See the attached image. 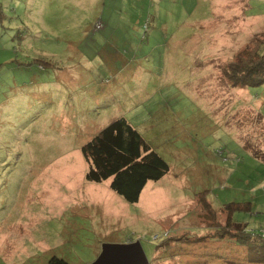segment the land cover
<instances>
[{
	"label": "rangeland",
	"instance_id": "374dc122",
	"mask_svg": "<svg viewBox=\"0 0 264 264\" xmlns=\"http://www.w3.org/2000/svg\"><path fill=\"white\" fill-rule=\"evenodd\" d=\"M125 1L0 0V264L134 241L148 264H255L213 234L264 231V85L224 70L264 51V0ZM119 117L169 165L135 203L85 178Z\"/></svg>",
	"mask_w": 264,
	"mask_h": 264
},
{
	"label": "trees",
	"instance_id": "16d2710c",
	"mask_svg": "<svg viewBox=\"0 0 264 264\" xmlns=\"http://www.w3.org/2000/svg\"><path fill=\"white\" fill-rule=\"evenodd\" d=\"M261 44L243 51L224 69L232 85H264V51ZM83 158L88 163L85 178L91 182L110 180L109 188L124 201L135 203L148 181H157L169 170L165 159L149 145L141 133L124 117L113 119L81 147ZM225 210L230 214V207ZM233 223V216L231 218ZM239 227V226H238ZM233 228V227H232ZM229 230V229H226ZM217 229L214 237L237 240L240 245L249 243L255 256L250 263L264 264V231L253 234L244 227L226 231ZM260 240L250 242V236ZM249 241V242H248ZM252 244V245H251ZM47 264H66L62 259L52 257Z\"/></svg>",
	"mask_w": 264,
	"mask_h": 264
},
{
	"label": "water",
	"instance_id": "95a60500",
	"mask_svg": "<svg viewBox=\"0 0 264 264\" xmlns=\"http://www.w3.org/2000/svg\"><path fill=\"white\" fill-rule=\"evenodd\" d=\"M140 241L103 243L97 257L89 264H148Z\"/></svg>",
	"mask_w": 264,
	"mask_h": 264
},
{
	"label": "crops",
	"instance_id": "0c3cea01",
	"mask_svg": "<svg viewBox=\"0 0 264 264\" xmlns=\"http://www.w3.org/2000/svg\"><path fill=\"white\" fill-rule=\"evenodd\" d=\"M79 1H82V0H77V4L78 5H82V4H79L78 2ZM91 2H93V0H90ZM95 2H96V5H106L107 4V0H94ZM125 0H120V3H119V5H125ZM112 3H110L109 5H111ZM84 5V4H83ZM115 5H117V4H115ZM140 195H141V193H140ZM140 197V196H139Z\"/></svg>",
	"mask_w": 264,
	"mask_h": 264
}]
</instances>
